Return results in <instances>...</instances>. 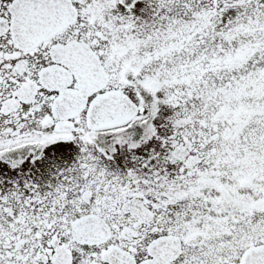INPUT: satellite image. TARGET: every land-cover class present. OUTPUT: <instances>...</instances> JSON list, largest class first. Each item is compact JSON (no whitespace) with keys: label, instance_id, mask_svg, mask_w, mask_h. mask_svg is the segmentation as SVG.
<instances>
[{"label":"snow or ice","instance_id":"snow-or-ice-1","mask_svg":"<svg viewBox=\"0 0 264 264\" xmlns=\"http://www.w3.org/2000/svg\"><path fill=\"white\" fill-rule=\"evenodd\" d=\"M0 264H264V0H0Z\"/></svg>","mask_w":264,"mask_h":264}]
</instances>
